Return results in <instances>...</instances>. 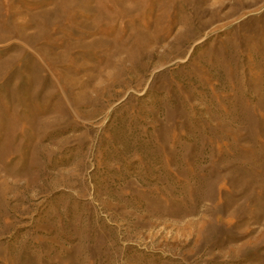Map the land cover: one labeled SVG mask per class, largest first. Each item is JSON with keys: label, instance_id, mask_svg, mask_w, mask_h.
<instances>
[{"label": "rangeland", "instance_id": "obj_1", "mask_svg": "<svg viewBox=\"0 0 264 264\" xmlns=\"http://www.w3.org/2000/svg\"><path fill=\"white\" fill-rule=\"evenodd\" d=\"M0 264H264V0H0Z\"/></svg>", "mask_w": 264, "mask_h": 264}]
</instances>
